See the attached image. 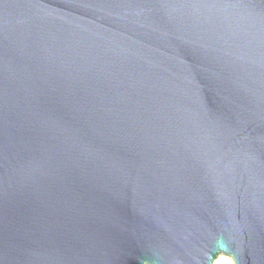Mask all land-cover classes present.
Instances as JSON below:
<instances>
[{
    "label": "water",
    "instance_id": "water-1",
    "mask_svg": "<svg viewBox=\"0 0 264 264\" xmlns=\"http://www.w3.org/2000/svg\"><path fill=\"white\" fill-rule=\"evenodd\" d=\"M264 264V0H0V264Z\"/></svg>",
    "mask_w": 264,
    "mask_h": 264
},
{
    "label": "bare ground",
    "instance_id": "bare-ground-1",
    "mask_svg": "<svg viewBox=\"0 0 264 264\" xmlns=\"http://www.w3.org/2000/svg\"><path fill=\"white\" fill-rule=\"evenodd\" d=\"M214 264H235L234 260L230 256L220 255L214 262Z\"/></svg>",
    "mask_w": 264,
    "mask_h": 264
}]
</instances>
